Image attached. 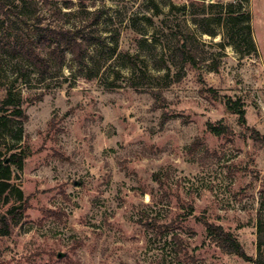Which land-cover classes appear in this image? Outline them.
<instances>
[{
	"label": "rangeland",
	"instance_id": "obj_1",
	"mask_svg": "<svg viewBox=\"0 0 264 264\" xmlns=\"http://www.w3.org/2000/svg\"><path fill=\"white\" fill-rule=\"evenodd\" d=\"M25 1L18 17L32 35L40 15L46 27L71 25L41 0ZM72 1L62 13L79 9ZM100 8L107 45L91 49L88 68L68 61L58 80L40 84L0 55V108L11 95L28 117L22 123L15 106L6 108L4 133L11 147L31 150L0 197V217L20 204L17 190L29 199L23 220L0 235V264H254L211 242L207 225L257 256L264 143H254L224 97L241 100L247 126L264 136V0L87 3ZM174 30L196 66L156 69L170 65ZM209 123L227 134L214 135ZM10 152L0 147V160Z\"/></svg>",
	"mask_w": 264,
	"mask_h": 264
},
{
	"label": "trees",
	"instance_id": "obj_2",
	"mask_svg": "<svg viewBox=\"0 0 264 264\" xmlns=\"http://www.w3.org/2000/svg\"><path fill=\"white\" fill-rule=\"evenodd\" d=\"M29 1L35 3V0ZM41 1L48 13L60 20H66L71 25L46 27L42 25L43 17L40 15L36 17V21L32 27L34 35H32L31 30L25 31V27L28 28L25 19H23L25 22L24 27L21 23L23 21L19 20L18 17L21 13L19 9L26 1L0 0V27L4 28L6 26V32H8L4 37H0V55H6L10 59L21 61L27 66V69L22 71V77L31 73L35 74L38 83L43 84L48 80H58L68 61H71L81 70L90 67L91 49L93 47L103 48L107 45V42L106 38L97 30L103 18L104 9L100 8L95 11H88L87 3L91 0H76L79 9L69 14L62 13L60 4L67 9H71L75 5L72 0ZM228 14L231 15L230 11H228ZM231 16L234 17V20L238 21H248L250 19L249 13H239V15ZM246 28L250 29L249 25ZM13 31L19 34L16 38L11 35ZM210 34L212 35V33ZM172 35L175 43L173 48L169 50L168 62H170V65L163 63V65L156 66V69H170L169 66L177 67V65L184 68L186 64L195 67L196 56L191 48L188 47L187 41H184L185 38L183 39L182 34L175 30ZM251 44L255 50L253 41H251ZM127 59L132 67H137L134 58L127 57ZM43 96L44 93H41L34 97V100L41 99ZM224 103L230 113L238 116L240 124L247 128V133L254 143H264V136L257 129L247 126L244 103L239 99L234 100L231 97H224ZM20 105V102H15L11 95H9L4 101V107L0 108V147H9L11 151L9 155L0 160V197L13 189L10 182L13 172L21 169L25 160L31 156V150L20 142L15 143L11 147L8 144L9 136H5L4 133L6 128H11L9 124L4 123L7 119L5 112L8 109L6 108L15 106V118L19 119L22 123L27 121L28 117L22 113ZM207 126L208 130L216 136H222L228 132V127L222 124L209 123ZM21 131L22 129H20ZM17 196L20 204L11 206L0 217L1 236H8L11 232V227L23 220L29 208V199L24 198L22 191L17 190ZM154 226L162 232V226ZM207 230L208 238L211 239V242L223 251L237 255L254 264H264V214L262 212H259L257 215L258 252L255 258L249 257L233 233L226 231L222 226L214 227L207 225Z\"/></svg>",
	"mask_w": 264,
	"mask_h": 264
}]
</instances>
